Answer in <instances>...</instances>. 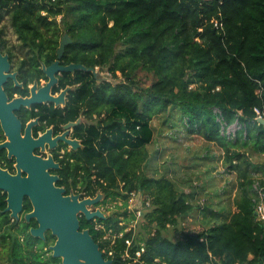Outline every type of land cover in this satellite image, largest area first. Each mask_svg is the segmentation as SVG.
<instances>
[{
    "label": "trees",
    "instance_id": "1",
    "mask_svg": "<svg viewBox=\"0 0 264 264\" xmlns=\"http://www.w3.org/2000/svg\"><path fill=\"white\" fill-rule=\"evenodd\" d=\"M5 16L26 50L18 68L27 75L26 85L45 73L42 61H54L65 32L73 42L62 64L107 67L116 79L98 82L92 72L77 70L70 82L80 84L73 119L84 109L89 120L101 118V130L87 126L80 135L86 146L75 163L99 188H67V194L102 192L122 201L106 219L81 220V230H90L105 258L112 264H264V218L258 210L264 161L254 160L264 154V122L255 120V108L264 115V0H0V23ZM4 34L0 28V42ZM140 71L153 75L150 85L140 82ZM5 88L10 96L25 93L12 82ZM215 106L228 123L246 124L235 140L221 133ZM156 116L173 140L186 132L224 147V163L236 176L234 210L224 201L201 206L197 190L186 192L166 174H148ZM138 191L150 202L142 217L154 231L146 237L127 230L137 219L129 199ZM7 205V193L0 191L7 264H62L44 249L55 243L50 231L45 240L30 233L38 226L24 217L32 210L30 200L20 220L5 212ZM196 211L200 229L183 231L177 240L166 236L170 226Z\"/></svg>",
    "mask_w": 264,
    "mask_h": 264
},
{
    "label": "water",
    "instance_id": "2",
    "mask_svg": "<svg viewBox=\"0 0 264 264\" xmlns=\"http://www.w3.org/2000/svg\"><path fill=\"white\" fill-rule=\"evenodd\" d=\"M72 42L71 36L64 34L58 48L57 61L49 66H43L50 78L46 86L37 90L35 83L30 97H15L11 100L4 85L8 79H13L16 85L20 83L16 78V72H11L9 54L2 53L0 49V124L9 138L0 144V149H7L10 156L16 157L18 168L16 174H11L0 167V191L7 193L8 205L5 212H10V216L15 220H19L24 211L25 199L30 200L33 209L25 214V219L27 222L32 219L38 222V226L32 227L30 233L35 238L45 240L46 233L50 231L56 237L50 249L54 257L62 258V264H112L111 259L105 258L90 230L88 228L81 230L79 217L84 214L87 220L106 219V215L100 209L92 210V206L98 204L104 198V194L98 193L94 197L81 199L80 194L66 195L65 188H57L55 181L58 177L51 175L47 169L58 165L52 159L34 155L33 148L39 145L41 140L32 139L29 132L32 123L26 130V136L22 137V124L15 114L22 106H30L44 100L54 102L63 100L64 92L59 97L50 94L51 86L57 81V73L83 70L92 72L97 78L95 67H87L81 63L60 64L66 47ZM67 141L74 147L79 146L77 141ZM24 172L27 173L26 176L23 175Z\"/></svg>",
    "mask_w": 264,
    "mask_h": 264
},
{
    "label": "rangeland",
    "instance_id": "3",
    "mask_svg": "<svg viewBox=\"0 0 264 264\" xmlns=\"http://www.w3.org/2000/svg\"><path fill=\"white\" fill-rule=\"evenodd\" d=\"M0 28L4 29L5 39L8 41L10 49L15 52L12 71L16 70L18 62L25 55L26 50L22 47L21 42L15 34L9 16L4 17L0 23ZM96 74L98 82H116V79L108 71L107 67H96ZM118 75L121 79L122 74L118 73ZM153 78V75L146 71L138 73V79L144 86L150 85ZM153 125L156 128L155 139L157 138V143L152 142L148 145L150 154V161L146 169L148 174H166L177 181L178 184H181L183 186L182 189L186 192L197 190L199 193L196 195V201L201 206L211 202L217 204L219 201H224L234 210L233 199L237 193L236 176L234 173L228 171L224 163V147L219 142L209 141L198 134L186 132L183 133L182 140H173L167 135L169 129L162 124V119L158 116L153 119ZM254 160L263 162L264 154L256 155ZM142 196L145 197L143 193L137 197L138 202L143 200ZM121 202V199L113 200L112 198H108L104 204L97 208L103 211L107 217L118 210ZM134 207L135 203L132 204V208ZM201 227L202 219H200L199 213L196 211L185 218H180L179 225L177 227L170 226L165 231V234L177 240L182 237L183 231L198 230ZM131 229L137 237H146L149 232L154 231L153 226H148L146 219L142 216L137 217L127 228V230ZM53 244L50 243L44 249L49 250ZM7 263L6 254L0 240V264Z\"/></svg>",
    "mask_w": 264,
    "mask_h": 264
},
{
    "label": "flooded vegetation",
    "instance_id": "4",
    "mask_svg": "<svg viewBox=\"0 0 264 264\" xmlns=\"http://www.w3.org/2000/svg\"><path fill=\"white\" fill-rule=\"evenodd\" d=\"M66 33L67 32L62 33V35L60 36V41L63 35ZM4 39H5V34H4ZM21 44L23 47L22 42ZM59 46H60V42H59ZM6 48H8V51L11 54L6 52ZM58 48H57V52H58ZM0 49L2 53L9 54L11 61V72L13 73L16 72V78L20 83V85H16L13 79H8L6 84L12 82L13 87L22 88V90L25 91V93L15 91L13 95L10 96L9 92L5 88L6 86L5 84L4 88L9 97V100L15 97H30L32 95V91H31L32 87L35 85V83H37V88H36L37 90L48 84L50 78L46 73H44L41 77L34 78L33 82H30L26 85L24 78L27 75L22 74L18 70L19 64L24 57H22L18 62V66L16 70L12 71V66L14 64L13 56L15 52H13V50L10 49V46L6 39L0 42ZM63 56L60 59V64L68 65V64H62V62L64 61ZM57 59H58V55L56 56L54 61H52L49 65L57 61ZM44 65L46 64L44 61H42V68ZM76 71L77 70H75L74 72H60L56 74L57 81L51 86L50 94L53 97H59L62 94V92H64L65 94L63 100H60L59 102L44 100L40 103H35V104L33 103L30 106H22L20 109L15 111V114L17 115V117L19 118L22 124L21 127L22 137L26 136V130L29 124L32 123L29 130L32 139L41 140L39 145L33 148L34 155L41 157L43 159H52L53 162L58 165L57 167H48L47 169L51 175L58 177V179L55 181V186L57 188H65L66 195H69L71 193L80 194L81 199H83L86 198L83 196V192L76 193V190H71L70 193L67 194V188H99V184L97 182H89L88 180L84 179V177L81 175V171L76 169L77 167L75 163L78 159V152L83 150L86 146L85 144L86 142H84V139L80 135L83 134L85 129L87 133V129H88L87 126L89 125L90 127L91 125H95L98 130H101V126H100L101 118L98 117V115H95V121L93 122L92 120L88 119L83 109L80 112V115L76 119H73L72 114L76 110L77 103H72V99L75 97L80 84L75 82L73 83L70 82L75 79ZM64 73H68V75ZM64 83L65 85H63ZM103 116H106V114L103 113ZM8 139H9L8 136L5 134L0 124V144L6 142ZM66 139L71 141H77L79 146L74 147L73 144L68 142ZM0 167L8 170L11 174H16L18 172L16 157L14 155L10 156L9 151L4 148L0 149ZM23 175L26 176L27 173L24 172ZM92 178L94 179L95 175H93ZM107 200L108 198L106 197V195H104V198L101 199V201L98 204H96V206H93L92 210L98 209L97 207L104 204ZM79 217L81 223L82 217L85 216L84 214H81ZM89 221L97 222V219L95 218Z\"/></svg>",
    "mask_w": 264,
    "mask_h": 264
},
{
    "label": "built area",
    "instance_id": "5",
    "mask_svg": "<svg viewBox=\"0 0 264 264\" xmlns=\"http://www.w3.org/2000/svg\"><path fill=\"white\" fill-rule=\"evenodd\" d=\"M214 113L216 114L217 121L220 123L221 126V133L226 136L229 140H235L237 138L238 132L241 131L242 129H245L246 124L240 122V120H235L233 123H228L225 119V116L223 114V110L215 106L213 108ZM257 116L255 117V120L258 122H264V115L262 114L261 110L259 108H255ZM246 134V132H245ZM142 195L141 191L138 192H132L130 195L129 199V208L132 210L136 211L137 217L142 216L143 214V208L145 205H149L150 202L149 200H145L146 198L143 197V200L138 202V196ZM261 197H262V204L259 206V212L262 214V217L264 218V203H263V197H264V192H261ZM146 202V204H145ZM135 203V207L132 208V204ZM140 255V252H138Z\"/></svg>",
    "mask_w": 264,
    "mask_h": 264
}]
</instances>
